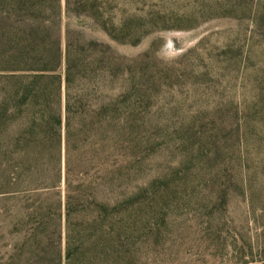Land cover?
<instances>
[{
	"label": "rangeland",
	"instance_id": "rangeland-1",
	"mask_svg": "<svg viewBox=\"0 0 264 264\" xmlns=\"http://www.w3.org/2000/svg\"><path fill=\"white\" fill-rule=\"evenodd\" d=\"M97 3L103 28L135 33L115 50L139 264H264V0Z\"/></svg>",
	"mask_w": 264,
	"mask_h": 264
},
{
	"label": "trees",
	"instance_id": "trees-1",
	"mask_svg": "<svg viewBox=\"0 0 264 264\" xmlns=\"http://www.w3.org/2000/svg\"><path fill=\"white\" fill-rule=\"evenodd\" d=\"M101 19L97 0H0V264L140 262L115 50L135 33Z\"/></svg>",
	"mask_w": 264,
	"mask_h": 264
}]
</instances>
